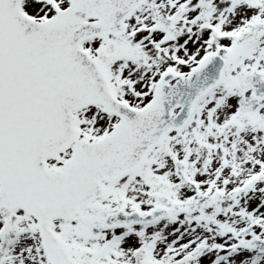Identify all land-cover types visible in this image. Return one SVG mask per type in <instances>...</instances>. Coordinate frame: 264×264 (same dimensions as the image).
<instances>
[{"label": "snow or ice", "instance_id": "obj_1", "mask_svg": "<svg viewBox=\"0 0 264 264\" xmlns=\"http://www.w3.org/2000/svg\"><path fill=\"white\" fill-rule=\"evenodd\" d=\"M0 264H264V0H0Z\"/></svg>", "mask_w": 264, "mask_h": 264}]
</instances>
